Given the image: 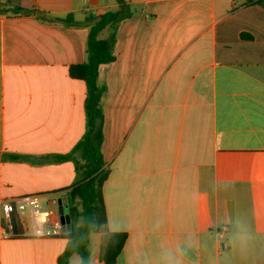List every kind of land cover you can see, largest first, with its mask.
Listing matches in <instances>:
<instances>
[{"label": "crops", "instance_id": "0c3cea01", "mask_svg": "<svg viewBox=\"0 0 264 264\" xmlns=\"http://www.w3.org/2000/svg\"><path fill=\"white\" fill-rule=\"evenodd\" d=\"M125 3L115 60L97 77L106 227L127 234L114 264H163L188 232L200 240L189 259L211 264L230 251L208 237L224 217L264 245V0ZM117 10L116 0H0V264H58L65 251L69 228L34 238L28 213L6 237L1 206L35 197L70 216L77 165L55 157L86 134L87 88L69 70L86 61L88 20ZM68 15L79 25L49 21Z\"/></svg>", "mask_w": 264, "mask_h": 264}, {"label": "trees", "instance_id": "16d2710c", "mask_svg": "<svg viewBox=\"0 0 264 264\" xmlns=\"http://www.w3.org/2000/svg\"><path fill=\"white\" fill-rule=\"evenodd\" d=\"M253 0H248L251 3ZM119 10L108 11L96 20H88L89 35L86 46V61L82 64L70 67L71 78L85 82L87 97L85 101L87 131L84 138L67 155L57 156V161H73L77 165L79 181L69 191V213L71 228L66 234L68 240L65 251L58 259V264H68L73 246L84 238L86 246L90 233L107 232L106 211L103 203L102 184L108 178V170L101 154L103 113L101 109V97L105 93V87L97 85L98 70L100 65L111 63L115 60L113 53L116 29L118 24L128 18L131 12L128 10L125 0H116ZM17 14L29 15L31 10L17 8ZM41 13L40 18L45 19ZM49 21L60 22L66 25H79L71 15ZM106 28L111 30L108 39H100L99 34ZM14 235L21 231V223L18 215H11ZM111 241L102 252V259L106 264L116 263L127 239L126 233H110ZM83 251V248L80 249Z\"/></svg>", "mask_w": 264, "mask_h": 264}, {"label": "clouds", "instance_id": "9594fccd", "mask_svg": "<svg viewBox=\"0 0 264 264\" xmlns=\"http://www.w3.org/2000/svg\"><path fill=\"white\" fill-rule=\"evenodd\" d=\"M229 225L232 230L229 231ZM218 229V230H217ZM120 229L110 227L108 233H90L86 246L84 238L77 242L72 249L68 264H101L100 255L111 241L110 233ZM214 247H220L221 243L230 248L220 259L212 258L211 264H264V245L260 244L251 228L243 219L224 217L213 226V231L208 234ZM200 240L194 232H188L185 240L175 247L163 249L161 256L163 264H198V260L189 259L190 254L199 249ZM83 248V251L80 249ZM140 264H150L145 258Z\"/></svg>", "mask_w": 264, "mask_h": 264}, {"label": "built area", "instance_id": "2783aa9c", "mask_svg": "<svg viewBox=\"0 0 264 264\" xmlns=\"http://www.w3.org/2000/svg\"><path fill=\"white\" fill-rule=\"evenodd\" d=\"M1 212L6 237L14 235L11 222L13 213H16L18 217L25 213L29 214L32 237L34 238H54L64 235L65 226L60 220L58 209L42 208L35 197H22L16 200L4 201ZM20 223L22 224L21 219Z\"/></svg>", "mask_w": 264, "mask_h": 264}, {"label": "water", "instance_id": "95a60500", "mask_svg": "<svg viewBox=\"0 0 264 264\" xmlns=\"http://www.w3.org/2000/svg\"><path fill=\"white\" fill-rule=\"evenodd\" d=\"M58 212H59L60 220H61L62 224L64 226L70 225L71 224L70 216L64 212V209H63L61 203H59Z\"/></svg>", "mask_w": 264, "mask_h": 264}, {"label": "rangeland", "instance_id": "374dc122", "mask_svg": "<svg viewBox=\"0 0 264 264\" xmlns=\"http://www.w3.org/2000/svg\"><path fill=\"white\" fill-rule=\"evenodd\" d=\"M67 227H68L69 229L71 228V226H70V225H68Z\"/></svg>", "mask_w": 264, "mask_h": 264}]
</instances>
